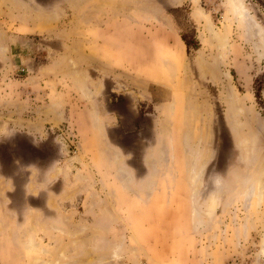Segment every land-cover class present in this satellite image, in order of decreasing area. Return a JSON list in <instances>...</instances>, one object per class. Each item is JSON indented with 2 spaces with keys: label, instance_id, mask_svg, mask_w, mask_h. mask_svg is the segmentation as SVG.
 <instances>
[{
  "label": "rangeland",
  "instance_id": "1",
  "mask_svg": "<svg viewBox=\"0 0 264 264\" xmlns=\"http://www.w3.org/2000/svg\"><path fill=\"white\" fill-rule=\"evenodd\" d=\"M242 2L0 0V201L45 206L29 192L73 157L78 179L135 198L103 205L133 217L118 264H264V0Z\"/></svg>",
  "mask_w": 264,
  "mask_h": 264
},
{
  "label": "crops",
  "instance_id": "2",
  "mask_svg": "<svg viewBox=\"0 0 264 264\" xmlns=\"http://www.w3.org/2000/svg\"><path fill=\"white\" fill-rule=\"evenodd\" d=\"M64 42L69 43L71 40ZM64 57H67V51L64 52ZM163 57L177 62L172 53L165 54ZM121 58L118 54L114 55L115 65L120 62ZM105 66L108 69L111 67L106 64ZM72 158L66 160L60 168V174L63 176L61 181H51V183L48 181V185L41 187L45 189L47 195L43 196V193L36 195L32 191L29 192L31 195L27 196V200H30L32 196H42L45 199V206L40 205L26 210L15 206L14 210H9L7 196L2 195L4 200L0 201V264H22L20 257L9 261L8 252H15L19 255L27 251L36 260V253L41 247L51 253L53 251L62 252L64 257H67L64 264H118L114 261V257L126 247L127 232H129L124 221L133 217L128 213V209L121 214L118 210H104L103 205L110 204L111 208L113 204L120 202L127 205L135 198L124 197L126 198L124 202L114 196L103 195L98 191L97 186L93 188L76 177L74 166L76 162H72ZM77 173L85 174L80 169H77ZM0 180H2L1 172ZM5 182L6 188L16 187L14 180L8 179ZM33 183L32 179L27 180L25 188L32 189ZM9 198L17 205L18 197L10 196ZM141 215L140 212L136 214L139 217L138 220L144 218ZM120 220L124 223L121 224ZM124 229L126 231H123ZM137 229L140 228L130 227L132 232ZM115 235L119 237L113 238ZM138 236L135 233V238L140 244ZM148 257L145 258L149 260ZM137 259L135 256V260ZM44 262L45 264H59L57 260ZM150 263V261L148 263L132 262V264ZM156 263L161 264L160 261ZM30 264L36 263L31 262Z\"/></svg>",
  "mask_w": 264,
  "mask_h": 264
},
{
  "label": "bare ground",
  "instance_id": "3",
  "mask_svg": "<svg viewBox=\"0 0 264 264\" xmlns=\"http://www.w3.org/2000/svg\"><path fill=\"white\" fill-rule=\"evenodd\" d=\"M231 3H232V6H234L235 10H238L237 8L238 7H242V5H243L242 0H231ZM244 12L241 13V17H244L245 16ZM261 183H264V169L262 171V182H260V184ZM260 187H261V185H260Z\"/></svg>",
  "mask_w": 264,
  "mask_h": 264
},
{
  "label": "trees",
  "instance_id": "4",
  "mask_svg": "<svg viewBox=\"0 0 264 264\" xmlns=\"http://www.w3.org/2000/svg\"><path fill=\"white\" fill-rule=\"evenodd\" d=\"M182 38H183V41L187 47V51L189 52V49L191 48V46H190L191 42L183 35H182Z\"/></svg>",
  "mask_w": 264,
  "mask_h": 264
}]
</instances>
